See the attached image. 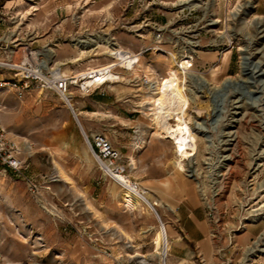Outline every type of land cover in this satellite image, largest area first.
I'll return each instance as SVG.
<instances>
[{
    "label": "rangeland",
    "instance_id": "rangeland-1",
    "mask_svg": "<svg viewBox=\"0 0 264 264\" xmlns=\"http://www.w3.org/2000/svg\"><path fill=\"white\" fill-rule=\"evenodd\" d=\"M0 27V35L27 37L49 68L67 75L112 63L111 37L144 51L133 68L116 66L120 77L100 86L108 107L77 112L88 136L102 131L121 151L127 174L151 196L169 233L163 260L155 246L159 218L144 204L126 206V190L99 166L63 99L38 88L23 98L3 91L0 122L30 164L25 174L0 166V264H264V0H0ZM48 36L49 43L39 41ZM63 39L80 65L59 60ZM185 52L194 58L186 71L210 85L179 68ZM244 55L254 77L243 74ZM144 77L185 85L198 145L184 158L186 170L176 167L174 143L147 115ZM228 78L240 87H229ZM83 81L71 101L91 109L87 94L96 84L83 90ZM185 210L193 222L189 216L181 225ZM186 225L191 238L182 239Z\"/></svg>",
    "mask_w": 264,
    "mask_h": 264
},
{
    "label": "built area",
    "instance_id": "built-area-1",
    "mask_svg": "<svg viewBox=\"0 0 264 264\" xmlns=\"http://www.w3.org/2000/svg\"><path fill=\"white\" fill-rule=\"evenodd\" d=\"M20 32L17 30H8L7 33L0 35V71H8L13 74L12 78H0V93L3 91L12 92L18 98H23L29 89L38 88L41 90H50L58 95L71 108L75 117L77 114L74 111L71 100L72 87L78 82L77 76L67 75L61 72L58 68H49L46 61L41 57L42 52L33 48L32 43L27 37H18ZM159 37L161 36L158 33ZM112 49L108 54L112 57L113 62L111 70L116 66L129 69L125 65L128 58H132L133 64H137L144 51L131 52L128 49L122 48L113 37L107 40ZM22 49L24 53L20 61L14 59L15 53ZM123 55V57L121 56ZM184 56L185 58L179 59ZM179 68L184 71L192 66L193 55L191 53H183L177 57ZM189 60L185 66L183 62ZM146 77V76H145ZM144 77L146 83L149 79ZM108 80H104L96 84L95 87H100ZM93 85V84H92ZM92 85L86 84L84 81L78 85L83 90H89ZM70 99H68L69 97ZM3 101L0 96V109ZM92 154L99 164L110 177L125 190L135 193H144L139 189L141 186L138 182L133 180L126 172V167L122 163V153L113 144L110 137L102 132H94L90 136H86ZM27 157L23 156V149L20 142L9 136L6 128L0 122V166L4 170H12L17 174H25V170L29 167ZM26 180L30 185L35 186V178L32 175H26ZM161 226L163 223L159 218Z\"/></svg>",
    "mask_w": 264,
    "mask_h": 264
},
{
    "label": "bare ground",
    "instance_id": "bare-ground-1",
    "mask_svg": "<svg viewBox=\"0 0 264 264\" xmlns=\"http://www.w3.org/2000/svg\"><path fill=\"white\" fill-rule=\"evenodd\" d=\"M84 42H86V40H84ZM121 56L123 57V55ZM125 61H127L125 62V65L128 68H133L135 66L133 64L132 58H128ZM111 65L112 64H108L103 67L92 69L90 72L78 74L77 77L84 80V82L88 85L98 84L100 82H103L104 80L118 79L120 75L117 72L111 70ZM183 65L185 66L186 64L183 62ZM253 65L254 64L250 59V56L244 55L242 60L243 74L251 73L249 77H254V72L252 73L251 70ZM184 72L185 74H191L193 77H195L199 85H210V83L206 81V79H203L201 77L198 78L194 74L189 73L186 70H184ZM262 74L264 73H259V75ZM182 82L184 83L183 80ZM224 83L227 84L229 87L239 88L242 81H239L234 78H228L224 81ZM148 84L149 91L146 95L147 99L143 102L146 111H148L147 115L150 117L151 122L154 125L153 128L155 129V132L165 138H169L171 142L174 143L176 153L178 154V159L175 161L176 167L180 170H186L187 167L186 163L184 162V158L194 155L197 151L198 145L197 135L194 131L195 127H193V125L187 118L188 107L190 105V98L185 97L182 93V91L185 89V85L181 88L173 80L162 82L159 79H149ZM235 92H237V90ZM248 92L253 93L254 90L249 89ZM68 99H70V97ZM223 100L224 99H222V101ZM77 119L81 125L85 136H87V132L79 120V115L77 116ZM197 125L200 129L205 130V125L203 121L197 122ZM138 142L139 141H136L139 146ZM87 144L90 152L92 153V149L88 141ZM139 189L143 190L141 187ZM143 191L144 193L140 192L133 194L131 191L126 190L123 196L124 203L129 208H136L138 207V205L144 204L145 206L149 207L151 211H154L157 217L161 219L155 203L151 200V196L148 194L147 191ZM155 246L156 251L161 254V257L164 260L168 254L169 247V233L164 223L163 226H160V231L156 236ZM257 248V246L251 248L250 252L253 253V251L257 250ZM140 263L145 264L146 260L141 258Z\"/></svg>",
    "mask_w": 264,
    "mask_h": 264
},
{
    "label": "crops",
    "instance_id": "crops-1",
    "mask_svg": "<svg viewBox=\"0 0 264 264\" xmlns=\"http://www.w3.org/2000/svg\"><path fill=\"white\" fill-rule=\"evenodd\" d=\"M2 32H4V30L2 29V27H0V34ZM50 39H51V37L48 36V37H45L43 39H39V41H41V43H43V44H46V43H49L50 42ZM65 41L66 40L63 39V42H58L57 43V51L58 52H56V53H57V55L59 57V60L61 62L65 63V64L72 63L73 64L72 66H77V64L80 65L79 64L80 62H78L80 60V57L77 55V52H76L75 48L72 47V45L70 44V42H65ZM3 77H5V78H12V73H10L8 71H0V78H3ZM94 90L95 91L87 94V100H86V104L89 105V107L91 109H87V106H85V105L84 106H79V107H74V104H73V108H74V111L77 114V116H78V112L77 111H79V110H80V114H81V112L97 113L101 109L109 106L108 103H107L108 102V98H109V96H108L109 94H105L104 88L96 87V88H94ZM94 92H95V94H93ZM63 107H66V106H63ZM67 110L70 113H73V111L71 110V108H67ZM129 127L132 128L133 125H130ZM132 160H133V158H132ZM59 172H60V170L56 166V171H55V173L57 174L56 176L59 175ZM174 196L177 197V194H174ZM170 200H175L176 202L179 201L177 198L170 199ZM186 201H188V200H186ZM184 205H186V204L183 203V206ZM189 216H190V214L188 215L187 211L185 210V217H184L185 219H184V222L183 221L181 222V225L182 224H186L187 219H188ZM192 218L193 217L190 216V222L191 223L193 222ZM187 228H188V226L186 227V229L183 228V226H182V229L184 230L181 233L182 234L181 235V238L182 239L184 237L185 238H191V236L189 235V231H188Z\"/></svg>",
    "mask_w": 264,
    "mask_h": 264
}]
</instances>
